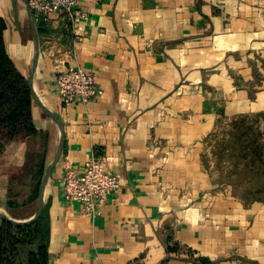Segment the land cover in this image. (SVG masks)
<instances>
[{"label":"crops","instance_id":"obj_1","mask_svg":"<svg viewBox=\"0 0 264 264\" xmlns=\"http://www.w3.org/2000/svg\"><path fill=\"white\" fill-rule=\"evenodd\" d=\"M23 13L0 0L7 53L26 77ZM35 26L32 84L64 127L44 189L48 264H264V192L245 203L204 161L218 120L264 112V0H79L74 20ZM69 66L93 73L102 94L60 104L54 80ZM31 114L57 147L56 123L35 103ZM28 143L0 151V201ZM95 155L120 186L88 217L63 199L62 178ZM32 206L7 209L26 219Z\"/></svg>","mask_w":264,"mask_h":264},{"label":"trees","instance_id":"obj_2","mask_svg":"<svg viewBox=\"0 0 264 264\" xmlns=\"http://www.w3.org/2000/svg\"><path fill=\"white\" fill-rule=\"evenodd\" d=\"M38 25L39 22L35 21ZM6 23L0 17V151L5 144L18 138L22 130L35 133L32 122V94L26 82L25 75L16 67L7 53L4 42ZM39 32V27L37 29ZM249 116L261 117L264 112L239 115L232 118L229 145L218 148L212 145L211 157L213 159L212 171L220 183L230 185L233 192L245 203L261 200L264 192V128L259 132L249 125H244V119ZM46 132V131H42ZM233 155L236 159L229 160L228 165L221 161L222 156ZM30 152L26 165L19 170H30ZM207 167L208 160L204 159ZM225 166V167H224ZM45 164L38 167V171L29 174L33 180L39 179ZM237 168L241 170L239 175ZM228 173V174H226ZM8 184L7 208H20L33 205L37 200L38 181H36L30 194L25 196L23 202L17 204L9 202L12 177ZM9 211V209H7ZM49 218L47 205L44 206L40 216L27 225H14L0 219V264H48ZM207 264L206 261H204ZM202 263V264H204Z\"/></svg>","mask_w":264,"mask_h":264},{"label":"built area","instance_id":"obj_3","mask_svg":"<svg viewBox=\"0 0 264 264\" xmlns=\"http://www.w3.org/2000/svg\"><path fill=\"white\" fill-rule=\"evenodd\" d=\"M34 20L48 22L52 14H64L74 20L79 0H27ZM76 40L80 39L78 36ZM54 91L60 104L86 103L102 94L95 75L80 67L69 66L55 76ZM120 186L117 175L106 168V159L90 157L81 173L67 167L62 178V195L68 203H78L83 216L95 217L108 197Z\"/></svg>","mask_w":264,"mask_h":264},{"label":"rangeland","instance_id":"obj_4","mask_svg":"<svg viewBox=\"0 0 264 264\" xmlns=\"http://www.w3.org/2000/svg\"><path fill=\"white\" fill-rule=\"evenodd\" d=\"M13 1H15L17 8L19 7L20 9H22V11H24V13H23V39L24 38L26 39L29 37L32 40V46H33V38H32L29 23H28L27 15H26L25 9H24L25 5L21 0H13ZM37 34H38V32H37ZM33 103H34V101H33ZM232 118H230V119L229 118L228 119L222 118V119L217 121V123L214 127V130L206 139V148H209V150H211L212 145L217 146L218 148H223V147L229 145L230 137H229L228 131L231 129L230 124H231ZM244 120H245L244 125L246 124V125L251 126L253 128V130H255L256 132H259L261 129L264 128V120L261 119V117L249 116ZM18 138L29 139L28 150L30 152V160H29L30 170L16 169L12 172V179L13 180H12V184H11V190H10V196H9L10 198L8 201L13 202V203H17V204L23 202L24 197L30 194V190L34 188L36 181H38V189H39V182H40L41 176L39 177V179L35 178L33 180V177H30L29 174H32L33 171H38V167L42 163L45 164V167H46L47 163L49 162L50 159L53 158V156L56 152V147L53 145L50 147V145H49L50 139H49L48 132L37 131L35 133H28V132H25L24 130H22L20 132V134L18 135ZM210 154H211V152H210ZM206 158L212 159L211 156L210 157L207 156ZM232 158L236 159L237 157H233V155L229 154V155L222 156L221 161L223 164H226V166H227L228 161L232 160ZM239 169L240 168L236 169V171L238 172L237 173L238 175L240 174L239 172L241 171ZM214 172L216 173V171H214ZM215 173H214V175H215ZM226 174H228V173H226ZM37 196H38V193H37ZM1 202H4V201H0V204H1ZM36 205H37V200L33 203L32 210H34ZM0 208L4 212H7L10 214V212L5 207L0 206ZM23 208H24V206H23Z\"/></svg>","mask_w":264,"mask_h":264},{"label":"water","instance_id":"obj_5","mask_svg":"<svg viewBox=\"0 0 264 264\" xmlns=\"http://www.w3.org/2000/svg\"><path fill=\"white\" fill-rule=\"evenodd\" d=\"M24 5H25V11L28 19V23L30 26L32 38H33V52H32V57H31V62H30V67L26 76V82L28 84V87L31 91L32 94V99L36 105L48 116L50 117L57 125L58 127V144L56 147V152L53 156V158L49 161V163L46 165V167L43 170V173L41 175V179L39 182V189H38V196H37V205H36V210L33 215H31L29 218L26 219H15V218H10L7 215H5L1 208H0V219H3L7 222H10L14 225H27L32 222H34L42 213L43 208H44V189L46 186V183L48 181V178L54 169L56 163L58 162L61 152H62V146H63V138H64V127L63 123L60 120V118L53 112L51 111L38 97L36 94L33 84H32V79H33V74L36 69L37 65V58H38V49H39V43H38V34H37V29L35 26V20L32 11L30 10L27 0H21Z\"/></svg>","mask_w":264,"mask_h":264},{"label":"bare ground","instance_id":"obj_6","mask_svg":"<svg viewBox=\"0 0 264 264\" xmlns=\"http://www.w3.org/2000/svg\"><path fill=\"white\" fill-rule=\"evenodd\" d=\"M43 101V100H42ZM44 102V101H43ZM2 210V209H1ZM2 212L5 214V215H7L8 217H10V218H15V217H13L11 214H9V213H7V212H4L3 210H2ZM15 219H17V218H15Z\"/></svg>","mask_w":264,"mask_h":264}]
</instances>
